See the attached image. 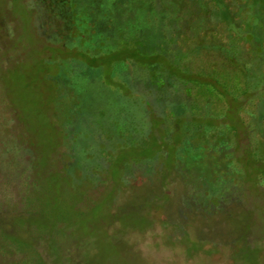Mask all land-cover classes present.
<instances>
[{"label":"rangeland","instance_id":"rangeland-1","mask_svg":"<svg viewBox=\"0 0 264 264\" xmlns=\"http://www.w3.org/2000/svg\"><path fill=\"white\" fill-rule=\"evenodd\" d=\"M61 12L54 0H0V264H264V176H249L239 204L191 213L171 158L151 177L136 166L161 143L112 152L92 123L96 99L110 124L124 106L137 120L139 104L105 76L76 78L70 93L73 59L53 52L70 36Z\"/></svg>","mask_w":264,"mask_h":264},{"label":"trees","instance_id":"trees-1","mask_svg":"<svg viewBox=\"0 0 264 264\" xmlns=\"http://www.w3.org/2000/svg\"><path fill=\"white\" fill-rule=\"evenodd\" d=\"M54 1L70 36L53 52L73 59L62 83L75 93L76 78L98 84L105 76L142 113L136 120L124 106L111 124L102 122L107 100L96 99L98 137L112 152L162 144L153 160L130 158L121 167L147 164L151 177L169 157L167 173L186 187V211L239 204L234 195L249 176H264V0ZM75 112L69 125L82 119ZM217 139L222 147L210 151Z\"/></svg>","mask_w":264,"mask_h":264}]
</instances>
